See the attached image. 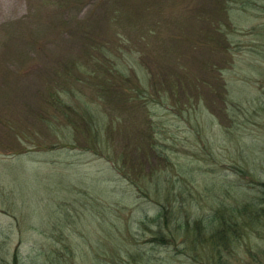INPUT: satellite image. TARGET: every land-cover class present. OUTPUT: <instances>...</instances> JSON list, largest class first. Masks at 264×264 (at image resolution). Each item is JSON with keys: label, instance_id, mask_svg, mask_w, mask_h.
Listing matches in <instances>:
<instances>
[{"label": "rangeland", "instance_id": "374dc122", "mask_svg": "<svg viewBox=\"0 0 264 264\" xmlns=\"http://www.w3.org/2000/svg\"><path fill=\"white\" fill-rule=\"evenodd\" d=\"M0 264H264V0H0Z\"/></svg>", "mask_w": 264, "mask_h": 264}, {"label": "trees", "instance_id": "16d2710c", "mask_svg": "<svg viewBox=\"0 0 264 264\" xmlns=\"http://www.w3.org/2000/svg\"><path fill=\"white\" fill-rule=\"evenodd\" d=\"M165 211L163 209H160L159 212L156 215V223H157V229L154 231V235L151 237L152 242H156L157 244L166 245L165 247H170L169 245L176 244L177 249L183 253L185 251H192L193 248L195 249L196 246V239L194 237H197L196 231L193 233V235L189 232V228L192 226L193 222H191L190 217H186L187 219H184L183 222H174L173 227L168 226V222L166 226L164 227L162 225V222H159L161 217L165 216ZM168 219L170 220H176L177 215L174 216L171 212L168 213ZM227 225V222H224ZM163 228H168V231H164ZM180 229L184 230V233H181ZM193 230V229H192ZM165 242H162L164 241ZM183 244V249L178 248V245ZM188 246V247H187ZM190 257H193L191 255Z\"/></svg>", "mask_w": 264, "mask_h": 264}]
</instances>
